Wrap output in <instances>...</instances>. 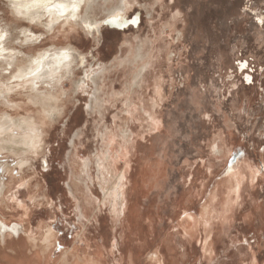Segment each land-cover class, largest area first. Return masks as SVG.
<instances>
[{
	"label": "rangeland",
	"instance_id": "rangeland-1",
	"mask_svg": "<svg viewBox=\"0 0 264 264\" xmlns=\"http://www.w3.org/2000/svg\"><path fill=\"white\" fill-rule=\"evenodd\" d=\"M121 1L89 0L95 7H83L81 20L102 25L90 35L75 20L49 33L47 16L25 21L0 0L1 25L20 59L53 48L81 56L59 86L55 122H42L31 91L10 66L0 68V90L13 86L11 103L0 97V119L30 118L44 132L38 155L0 154L1 182H15L0 218L27 226L38 240L50 226L60 240L53 260L76 248L72 263L89 257L92 241L107 264H152L161 249L162 264H264V0H128L127 22L109 24L107 11ZM23 31L39 38L34 47L20 40ZM237 174L245 181L238 189ZM226 198L230 219L221 217ZM205 207L213 212L212 253ZM169 237L184 238L187 253H168Z\"/></svg>",
	"mask_w": 264,
	"mask_h": 264
},
{
	"label": "bare ground",
	"instance_id": "bare-ground-1",
	"mask_svg": "<svg viewBox=\"0 0 264 264\" xmlns=\"http://www.w3.org/2000/svg\"><path fill=\"white\" fill-rule=\"evenodd\" d=\"M6 1L12 10V13L17 17H19L20 19H24L25 21L38 24L41 23V21H43L42 20L43 17L47 16L48 21L44 25V27L47 29L49 33L54 32L57 26L61 24H64V26L66 25L71 26L70 24L71 21L75 20L76 21L75 24L79 26L81 25V27H83V30L87 34L90 35H92L93 33L101 34V27H102L101 22L90 19L88 16L87 18L85 17L86 19L81 20L82 9L83 7L87 6L89 0H6ZM159 1L160 0H157V2ZM128 3H129L128 0H123L120 3H118V7H116L113 10H108L107 13L110 16L111 20L118 16L126 18V14L128 13L127 12ZM94 7H95L94 4L93 5L88 4L87 13L91 12L94 9ZM79 20L80 22H78ZM31 32L32 31H23L21 33L23 38L20 40L25 41L27 45H30V47H34V45L36 44L39 38L35 37L33 34H31ZM11 39H13V34L11 33V30L9 28L5 29L4 27H2L0 20V63H1L0 68L5 70L7 66H10L11 70H13L11 77L19 80V86H25L28 90L31 91V95H30L31 103L33 105L41 107L42 110L40 112L41 121L50 120L55 122V118L59 114H61L59 112L60 110L58 111L59 99L57 94L59 92L58 91L59 86L63 84V81L65 79L69 78L70 76L71 77L74 76L75 73L74 71L76 70V66L79 63V61H81L80 60L81 56L79 54L80 52L72 48H60V49L53 48L52 50L45 51L36 57L28 56L25 59H20L19 54H21V52H16L15 49L10 48L9 42L11 41ZM142 48H144V46ZM141 50L142 49L138 51L139 57L143 59L145 58V56L143 55V51ZM246 67L247 66L242 68V71H244ZM147 71L148 68L145 66L140 72L138 78L143 76ZM93 79H94V84L97 88L96 90L103 89L104 85H102L101 79L94 77ZM83 81L85 82V80H82V82ZM153 81L155 87V91H154L155 98H153V100L155 99L154 106H156L158 105L157 102L158 98L161 95L160 93L161 81L156 77ZM79 83L81 84V82ZM79 83L77 84L79 85ZM76 88L78 89L77 85ZM12 89L13 86L6 84V86L2 87L0 90V97L5 101H7V103H11L10 101L11 98L9 97L10 95L8 93L12 92ZM43 133H44L43 130L42 129L40 130L39 126L33 119L30 118L24 120L14 119L9 116H6L5 118L0 119V154L11 153L17 156L25 155V154H37L38 151L43 150ZM218 148H219L218 145L214 147V150L217 153H219ZM21 164H22L21 165L22 168L24 166L29 165L28 162L26 161H22ZM252 173L253 174L251 176V180L253 183L256 178V173H254V171H252ZM233 178H234L233 187L238 189V187H240V183L243 180V175L242 176L238 174L235 176L233 175ZM122 179L123 176H120L118 178L120 185L122 184ZM13 180L14 179H11L12 182ZM14 183L15 182H13L12 184ZM8 185L1 182L0 180V201L5 200L6 194L8 192L7 189L10 186ZM108 189H106L107 191L105 190L106 193H108L109 191ZM123 190L124 189H121L118 192L119 199L122 201L125 200V194ZM7 208H9V206ZM232 208L233 205L231 204L229 199L226 198V205L223 208L224 212H221L222 215L221 217L223 219H230L231 216L230 215L228 216V214L231 212ZM13 209H15V207ZM203 210H204L203 214H201V220L203 222L202 229L204 230L203 232L206 235L205 238L208 242V252L212 253V250L210 249V245H209L210 244L209 230L212 227L211 224L212 218L210 217V214L212 211L210 212L209 207L207 208L205 207ZM25 215L28 216L29 212L26 211ZM82 217L84 218L83 215ZM23 222H27V221L24 220ZM27 224H29V222H27ZM215 227L217 228L218 226ZM28 231L30 230L27 228V226H23L20 224L9 225L5 219L2 220L0 218V236L2 238V244H4L6 237L8 236L20 237L21 234L27 235ZM216 231L217 229L215 230V232ZM56 234L57 233H55V231L51 227H48L47 231L44 234V239L54 240L56 238ZM34 239L36 240L35 237ZM204 245H207V243ZM212 255L213 254H211V259H212ZM150 260L152 261V264H162L163 262L157 253H154L150 257ZM19 264H23V262L19 261ZM94 264H99V263H94Z\"/></svg>",
	"mask_w": 264,
	"mask_h": 264
},
{
	"label": "crops",
	"instance_id": "crops-1",
	"mask_svg": "<svg viewBox=\"0 0 264 264\" xmlns=\"http://www.w3.org/2000/svg\"><path fill=\"white\" fill-rule=\"evenodd\" d=\"M81 215L86 218L84 213ZM81 224L83 225V223ZM48 227L50 226H43L44 232L40 240L36 237V240L34 239L31 230L27 232V235L21 234L20 237H6L4 244H2V238L0 236V264H19V261L23 262V264H107V260L102 255L103 251L101 250L100 244L95 242L91 243L92 241L87 245L88 249L91 250L89 253H92L89 257L83 259L78 257L72 263L71 258L75 257L74 253H79L80 251V248H76L72 251L66 250L62 252L58 256V259L53 260L52 253L59 246L57 244L60 243V240L58 241L57 234L54 240L44 239V234ZM171 238L169 237L167 240H164L167 242V245L165 244L163 248H166L168 253H187L184 238L173 239L174 241ZM176 241L178 242L175 243ZM163 250L161 249L156 253H163ZM204 253H206V249H204Z\"/></svg>",
	"mask_w": 264,
	"mask_h": 264
},
{
	"label": "snow or ice",
	"instance_id": "snow-or-ice-1",
	"mask_svg": "<svg viewBox=\"0 0 264 264\" xmlns=\"http://www.w3.org/2000/svg\"><path fill=\"white\" fill-rule=\"evenodd\" d=\"M126 22H127V20L124 17H119V16L108 21L109 24H113V25H117V26L122 25Z\"/></svg>",
	"mask_w": 264,
	"mask_h": 264
},
{
	"label": "flooded vegetation",
	"instance_id": "flooded-vegetation-1",
	"mask_svg": "<svg viewBox=\"0 0 264 264\" xmlns=\"http://www.w3.org/2000/svg\"><path fill=\"white\" fill-rule=\"evenodd\" d=\"M245 65H242L241 67V71H242V68H244ZM252 81V78L250 76L247 77V82L250 83Z\"/></svg>",
	"mask_w": 264,
	"mask_h": 264
}]
</instances>
